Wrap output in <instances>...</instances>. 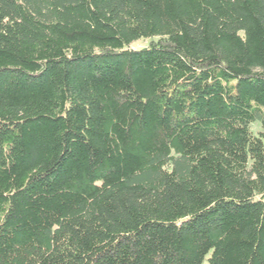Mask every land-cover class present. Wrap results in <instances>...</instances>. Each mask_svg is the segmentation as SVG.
Masks as SVG:
<instances>
[{
    "label": "trees",
    "instance_id": "1",
    "mask_svg": "<svg viewBox=\"0 0 264 264\" xmlns=\"http://www.w3.org/2000/svg\"><path fill=\"white\" fill-rule=\"evenodd\" d=\"M0 264H264V0H0Z\"/></svg>",
    "mask_w": 264,
    "mask_h": 264
},
{
    "label": "rangeland",
    "instance_id": "2",
    "mask_svg": "<svg viewBox=\"0 0 264 264\" xmlns=\"http://www.w3.org/2000/svg\"><path fill=\"white\" fill-rule=\"evenodd\" d=\"M148 42H149L148 39H146V40H140V41H137V42H135V43H132V44H131V47H133L134 49H141V48H143V47H146V44H147ZM250 128H251V130H252L255 134L259 133V132L262 130V129L260 128L259 124H257V123L251 124V125H250Z\"/></svg>",
    "mask_w": 264,
    "mask_h": 264
}]
</instances>
